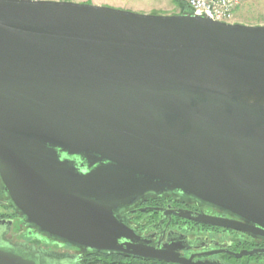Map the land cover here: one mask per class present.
<instances>
[{"label":"water","instance_id":"95a60500","mask_svg":"<svg viewBox=\"0 0 264 264\" xmlns=\"http://www.w3.org/2000/svg\"><path fill=\"white\" fill-rule=\"evenodd\" d=\"M0 181L27 226L96 250L206 264L142 246L117 216L148 192L264 235V24L0 0ZM12 225L0 264H84L6 240Z\"/></svg>","mask_w":264,"mask_h":264},{"label":"flooded vegetation","instance_id":"af4514ba","mask_svg":"<svg viewBox=\"0 0 264 264\" xmlns=\"http://www.w3.org/2000/svg\"><path fill=\"white\" fill-rule=\"evenodd\" d=\"M0 219H12L13 225L5 230L3 237L12 243L27 242V247L37 250L56 262L78 261L84 264H182L153 257L132 255L114 250H96L78 246L40 232L27 226L20 214L9 200L8 194L0 181ZM193 217L201 214L229 219H240L239 216L200 201L178 191L162 193L148 192L139 196L130 204L121 206L117 216L132 227L140 237L142 246L164 248L179 253L191 262L206 264H264V235L250 231L237 230L221 225L210 224ZM31 232L49 238L51 244L35 241H14L10 235L15 221ZM248 251H256L247 254ZM246 252V253H245Z\"/></svg>","mask_w":264,"mask_h":264},{"label":"rangeland","instance_id":"374dc122","mask_svg":"<svg viewBox=\"0 0 264 264\" xmlns=\"http://www.w3.org/2000/svg\"><path fill=\"white\" fill-rule=\"evenodd\" d=\"M76 2H87L101 5H108L117 8H123L141 13L153 14H178L182 10L174 0H69ZM232 22H241L245 24H264V0H248L245 1L237 9ZM0 211L3 209L0 207ZM16 214V213H15ZM17 215V214H16ZM14 241L39 240L43 244H51L49 238L43 237L41 234L31 232L25 226H20L18 220L15 221L13 232L10 235Z\"/></svg>","mask_w":264,"mask_h":264},{"label":"built area","instance_id":"2783aa9c","mask_svg":"<svg viewBox=\"0 0 264 264\" xmlns=\"http://www.w3.org/2000/svg\"><path fill=\"white\" fill-rule=\"evenodd\" d=\"M192 11L217 21L232 22L237 9L248 0H185Z\"/></svg>","mask_w":264,"mask_h":264},{"label":"trees","instance_id":"16d2710c","mask_svg":"<svg viewBox=\"0 0 264 264\" xmlns=\"http://www.w3.org/2000/svg\"><path fill=\"white\" fill-rule=\"evenodd\" d=\"M174 1L179 5V7L181 8L182 12L185 11V10H191L185 0H174ZM15 213L19 214L18 211H15ZM116 264H119V263H116Z\"/></svg>","mask_w":264,"mask_h":264}]
</instances>
